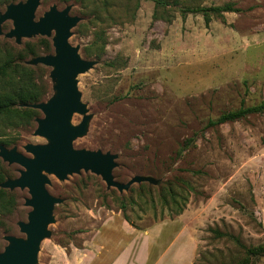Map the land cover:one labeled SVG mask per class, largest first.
<instances>
[{
	"label": "rangeland",
	"instance_id": "374dc122",
	"mask_svg": "<svg viewBox=\"0 0 264 264\" xmlns=\"http://www.w3.org/2000/svg\"><path fill=\"white\" fill-rule=\"evenodd\" d=\"M177 1L165 7L168 21L153 18L150 0H39L34 21L51 7H69V14L79 18L68 43L81 59L93 62L75 77L85 112L73 113L69 124L84 121L85 128L72 140L73 149L116 155L112 176L119 183L137 176L154 182L134 183L119 192L89 171L65 179L43 172L45 189L59 203L53 207L36 264L55 262L72 248L83 249L105 223L124 220L119 201L137 199L139 192L148 204L129 208L127 215L144 233L138 235L150 234L162 252L168 236L177 234L179 242L185 240L190 247L192 263L237 264L246 257L226 239L213 238L210 229L229 233L246 247L264 244V113L207 126L223 113L264 101V0ZM19 2L25 0L12 4ZM227 3L239 11L213 17L208 25L200 14L181 17L179 12L183 5ZM10 29L11 21L1 25L0 60L6 53L33 49L35 56H27L22 64L34 69L45 90L40 102L48 101L55 95L52 68L30 61L54 54V32L17 43L6 37ZM27 105L17 109L33 110L31 118L16 122L14 114L0 117V146L32 157L23 147L48 141L34 135L42 112ZM0 165L6 179L23 170L1 159ZM166 182H175L187 194L183 211L171 218L156 203ZM143 183L154 186L151 195L139 189ZM12 191L17 206L3 217L0 252L8 244L5 237L25 239L19 223H27L31 210L25 206L28 190ZM254 263L264 264V257Z\"/></svg>",
	"mask_w": 264,
	"mask_h": 264
},
{
	"label": "water",
	"instance_id": "95a60500",
	"mask_svg": "<svg viewBox=\"0 0 264 264\" xmlns=\"http://www.w3.org/2000/svg\"><path fill=\"white\" fill-rule=\"evenodd\" d=\"M39 0H25L16 4H8L0 13L1 25L11 21L12 29L6 37L15 38L18 43L21 38L35 35L51 39L54 54L35 57L30 64H42L51 67V78L55 81V95L46 102L27 105L40 110L42 118L36 119L37 127L34 135L45 138L48 143L43 145L27 144L23 148L32 157H26L16 148L6 149L0 146V159L8 164H17L23 168L19 176L6 179L0 187L7 190L26 188L29 198L25 206L31 210L27 215V223H19L25 239L13 236L5 237L8 244L0 252V264H36L37 253L41 241L47 237L46 226L52 221L53 207L59 200L53 198L44 187L47 179L43 172L52 173L59 179H65L67 174L89 171L100 176L107 188H115L122 192L128 190L134 183L149 182L145 177H133L126 183L113 179L112 169L115 167L116 155L100 151L74 150L72 140L81 135L85 128L82 121L77 126H71L69 119L73 113L83 114L84 105L80 102L75 77L88 70L93 62L80 58L77 48L68 43L70 29L79 18L69 14V7L57 10L51 7L38 21H34L35 11Z\"/></svg>",
	"mask_w": 264,
	"mask_h": 264
},
{
	"label": "trees",
	"instance_id": "16d2710c",
	"mask_svg": "<svg viewBox=\"0 0 264 264\" xmlns=\"http://www.w3.org/2000/svg\"><path fill=\"white\" fill-rule=\"evenodd\" d=\"M19 0H0V8H5L10 3H14ZM67 0H63L66 2ZM75 2L78 0H74ZM91 4L92 0H80ZM154 3L155 11L153 18L161 20H169V15L165 10L166 6L177 5V0H150ZM239 9L233 7L232 4H224L219 6H182L179 7L181 17H185L187 14H200L204 20L205 25H208L213 17L223 18L225 13L237 12ZM44 50H48L49 43L46 40L42 42ZM27 56H35V52L31 48H26L24 52H17L16 54H5L4 59L0 60V117L7 114H14L16 122L24 119L26 116L32 117L33 110L28 108L18 110L17 107H22L27 104L39 103L45 95V90L36 81L35 71L31 67L23 65L22 62ZM264 113V101L253 106H241L237 110L229 111L221 114L215 120H210L207 126H216L227 122L238 121L251 114H262ZM191 139L187 140L185 146L190 142ZM1 143V141H0ZM182 149L178 151L180 153ZM9 176L5 173L0 165V184L5 181ZM165 190L160 188L158 202L161 211H166L168 217L178 216L183 211V208L187 201V194L181 186L176 185L175 182H166L164 184ZM146 189L149 195L152 193L154 186L146 183L140 184L139 189ZM180 189V191H178ZM143 194L139 192L137 199H130L126 203L123 199L119 201L118 210L120 211L122 218L129 225L137 230L141 228L134 224L133 221L128 217L127 211L129 208L137 207L141 208V204H148L143 199ZM141 201V203H140ZM154 199L150 196V204L152 209L155 208ZM17 206V196L13 191L3 189L0 187V228H4L3 217L12 213ZM162 220V219H161ZM213 234V238H224L226 241L231 242L234 246L239 248L244 254L245 258L239 261L237 264H249L252 260L255 264V260H259L264 257V244L246 247L240 240L226 232H221L217 229H210ZM196 264V263H192Z\"/></svg>",
	"mask_w": 264,
	"mask_h": 264
},
{
	"label": "crops",
	"instance_id": "0c3cea01",
	"mask_svg": "<svg viewBox=\"0 0 264 264\" xmlns=\"http://www.w3.org/2000/svg\"><path fill=\"white\" fill-rule=\"evenodd\" d=\"M106 229L109 234H103ZM116 229L118 234L113 233ZM140 233L144 234L126 221L113 219L85 242L83 249L72 248L68 255L60 256L55 262L53 259L49 264H192L190 247L185 240L179 242L177 234L168 236L162 252L150 234L141 237Z\"/></svg>",
	"mask_w": 264,
	"mask_h": 264
}]
</instances>
